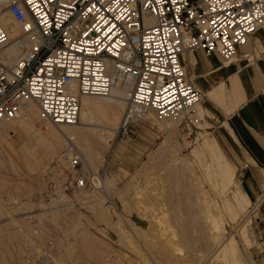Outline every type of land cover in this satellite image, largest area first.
<instances>
[{"label":"rangeland","instance_id":"1","mask_svg":"<svg viewBox=\"0 0 264 264\" xmlns=\"http://www.w3.org/2000/svg\"><path fill=\"white\" fill-rule=\"evenodd\" d=\"M254 48L259 50L254 41L245 47L247 51ZM186 59L191 77L193 70ZM226 103L227 93L220 103L204 96L201 104L214 113L200 124L187 117L180 122L159 119L151 113L133 125L130 135L116 133L110 147L91 149L99 177L96 184L110 180L113 185L104 191L93 186L77 189L76 172L69 169L68 159L57 164L28 135L10 128L0 136V264H223L207 263L204 258L213 250L218 235L213 221L217 220L226 236L234 233L239 239L245 264H264L263 198L250 199L236 219L230 218L219 206V178L208 164L209 156L192 152L201 140L199 133L208 132L210 142L216 141L236 168V184L243 191L240 174L245 164L228 133ZM168 193L185 204L177 217V206L163 204ZM25 203L29 205L23 207ZM16 213L21 214L9 218ZM245 215L251 240L247 245L238 236ZM184 218L187 237L182 234ZM122 229L133 238L122 234Z\"/></svg>","mask_w":264,"mask_h":264},{"label":"built area","instance_id":"2","mask_svg":"<svg viewBox=\"0 0 264 264\" xmlns=\"http://www.w3.org/2000/svg\"><path fill=\"white\" fill-rule=\"evenodd\" d=\"M5 12L20 28L13 38ZM263 26L264 0H0V120L24 116L35 104L43 124H76L82 96H106L121 81L131 90L119 136L150 112L191 121L204 94L184 54L229 60ZM11 43L20 55L7 65L3 50ZM70 151L76 188H99L82 152Z\"/></svg>","mask_w":264,"mask_h":264},{"label":"bare ground","instance_id":"3","mask_svg":"<svg viewBox=\"0 0 264 264\" xmlns=\"http://www.w3.org/2000/svg\"><path fill=\"white\" fill-rule=\"evenodd\" d=\"M153 20H154V18H150L148 20V23L153 22ZM2 22H3L7 32L9 33L10 38H13L14 36H16L17 34L20 33V28H19L18 23L14 20V18L9 13L5 12L2 15ZM251 44H252V41L249 45H251ZM249 45H247V46H249ZM247 46H245V47H247ZM245 47H243V48H245ZM258 48H259V50L257 48H254V49H251V50L247 51L246 53H244V55L241 54L242 55L241 58H244L245 56H249L251 58V60H254V59H259L260 57H264V49L262 47H258ZM260 51H262V52L260 53ZM3 54H5L6 64L10 65L15 61V59H17L19 57L20 50L15 43H11L3 50ZM187 54L188 53L184 54L183 57H186ZM241 55L240 54L236 55L229 60H224V62L228 65V64L236 61L237 59H239ZM254 61H256V60H254ZM192 76H195V75H192ZM71 89L74 92L76 91V88L73 85L71 86ZM130 90H131L130 84H124L121 81H118L113 86V88L111 89L110 94H108L106 96H98V95L82 96L79 120L77 121L76 124H72V125L56 126V125L49 124V123L43 124L41 122V119H40L39 108L37 105L33 104L31 106L30 110L28 111V113H26L24 116H20L16 119H13V120H5V119L0 120V136L9 132L10 128H13L15 131H18V132L23 133L25 135H28L30 140L34 141L36 144H38L42 147L41 153H43L48 158L49 157L53 158V161H56L57 164L58 163L63 164L65 161H67L68 157L70 156V152H71L70 150L72 148H75L74 145H76L77 148L80 149L81 152L83 153V155L85 156L84 158H85L86 169L89 171V173L91 175H96L97 173L95 171V165L93 164L92 155H91L90 150L91 149L93 151L97 150L99 147H102L103 145L109 146V147L112 145L113 139H114V137L118 131V128H119L118 127L119 121L122 120L121 117L124 116L125 110L128 106V95H129ZM225 94H226V88H225L224 83L222 82L219 85H217L215 88H213L211 91H209L207 93V96L209 97L210 100H212L216 103H220L221 98H223V96ZM123 111H124V113H123ZM191 112H193V114H191L189 117L193 120V123L196 122V124H200L198 121L203 120L206 115L209 116V114L214 113L210 106L204 107L201 104V102L196 103L193 106ZM151 113H154V112H150V113L146 114L145 118L148 115H150ZM175 120H177V122H180L181 118L175 119ZM174 122H172V123L174 124ZM40 124H42V127H45L46 129H43V131H42L41 127H39ZM91 125H99V126L102 125L105 128H95V127H92ZM170 128H171V126H170ZM177 128H178V126H177ZM205 133H203V132L199 133V134H201L200 135L201 140L199 141V144L197 146L195 145L196 147L192 150V152L193 153L203 152L207 156H209V158L207 157L208 159H210V162H208V164H210L209 165L210 168H212L211 166H213L215 168V169H213V168L212 169L214 170L216 176H218V178H219L217 184H219V186H220V192L219 193L222 194V195L220 194L222 196V198H221V204L219 206L223 207V209L226 210V212L230 218L236 219L235 217L237 215H240L241 212L243 211V209L245 210L246 209L245 207L251 203L250 198L236 184V181H237L236 168H234V166L231 165V162L229 161L227 156L224 153H222L221 151H219V147H218L216 141H214V144H212L210 142V140L208 139V135H207L208 132H207V134H205ZM68 136H72L74 138L73 139L74 141H69ZM6 140L9 141L8 139H6ZM73 143H74V145H73ZM182 165H183V163H182ZM174 171H171V172H174ZM171 172H169L170 175H171ZM174 173H176V171ZM174 173L172 174V176L174 175ZM176 175H174L173 178ZM96 177L99 180V177L98 176H96ZM177 178L178 177H176V180L180 179V178H178V179ZM98 186L103 187L101 189L102 191H104L105 188L111 189L113 187L112 182L110 180L101 181L100 185H98ZM186 187H187V185H186ZM186 187H184V188H186ZM181 189H183V188H181ZM218 190L219 189H217V192H218ZM163 201L165 202L163 204L164 205L168 204L169 207L171 206L174 208L175 206H177L176 208L178 209V212H175V217H177L181 214L180 213L182 211L181 208L185 206L184 201H183V204H184L183 206H182L181 202H176L171 193L166 194L165 199H163ZM219 202H220V200H219ZM23 205H24L23 207H25L29 204L25 203ZM17 210L18 209H14L13 211L16 212ZM19 214H21V213H16L15 215H13L9 218L14 219ZM147 216H148V214H147ZM152 217H154V216L152 215ZM184 219L185 220H183V222H182V234L184 237H187L186 232H187V228H188V221L186 218H184ZM248 221H249V217L247 218V215H245L242 218V220H240V222H239L240 231L238 233V236H239L240 240L245 245L251 243L250 242L251 240L249 239V229L247 227ZM213 222H214V229L216 230L218 235L215 238L214 245L212 248L213 250L208 255H204V258H207L206 262L211 263L214 261H219V262H222L223 264H245L243 262V258H242L241 251H240L239 239L235 236L234 233H231L230 235L226 236L225 235L226 229L223 228V226L218 223V220L213 221ZM0 224H1V222H0ZM128 224H126V226ZM212 225H213V223H212ZM132 228L134 229V227H131L130 230L132 232H134ZM122 230H123L122 234H126L128 236L131 235V233L127 234V232H125L124 229H122ZM1 232H2V230H1ZM134 233H133V235H134ZM135 234H137V233H135ZM175 237H177V235L174 233V236L170 237V239H171L170 242ZM131 238H133V237H131ZM174 241L175 240H173L172 243Z\"/></svg>","mask_w":264,"mask_h":264},{"label":"crops","instance_id":"4","mask_svg":"<svg viewBox=\"0 0 264 264\" xmlns=\"http://www.w3.org/2000/svg\"><path fill=\"white\" fill-rule=\"evenodd\" d=\"M253 41L264 49V27L254 35ZM239 52L244 55L247 50L242 47ZM241 57L227 65L219 54L206 56L201 50H193L188 52L186 60L195 75L191 78L204 96L208 97L209 91L224 83L225 111L230 113L226 116L228 133L245 164L240 174L241 187L251 201L262 197L264 202V60ZM262 223L264 243V219Z\"/></svg>","mask_w":264,"mask_h":264}]
</instances>
